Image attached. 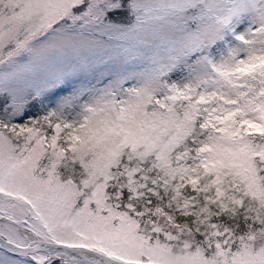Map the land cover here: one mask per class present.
Returning a JSON list of instances; mask_svg holds the SVG:
<instances>
[{"label": "snow or ice", "instance_id": "snow-or-ice-1", "mask_svg": "<svg viewBox=\"0 0 264 264\" xmlns=\"http://www.w3.org/2000/svg\"><path fill=\"white\" fill-rule=\"evenodd\" d=\"M0 264H264V0H0Z\"/></svg>", "mask_w": 264, "mask_h": 264}]
</instances>
